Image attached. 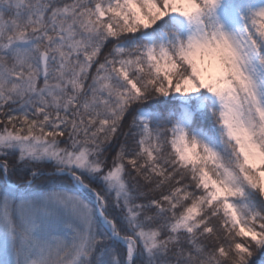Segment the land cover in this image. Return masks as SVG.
Returning a JSON list of instances; mask_svg holds the SVG:
<instances>
[{
	"label": "snow or ice",
	"instance_id": "snow-or-ice-1",
	"mask_svg": "<svg viewBox=\"0 0 264 264\" xmlns=\"http://www.w3.org/2000/svg\"><path fill=\"white\" fill-rule=\"evenodd\" d=\"M0 177V264H264V0H0Z\"/></svg>",
	"mask_w": 264,
	"mask_h": 264
},
{
	"label": "trees",
	"instance_id": "trees-1",
	"mask_svg": "<svg viewBox=\"0 0 264 264\" xmlns=\"http://www.w3.org/2000/svg\"><path fill=\"white\" fill-rule=\"evenodd\" d=\"M45 172H49L51 171L50 167H45ZM13 181H17V177L13 176L12 177ZM3 177H0V183H2ZM36 190H41V191H48V190H61V188H63V190L65 191H71V189L73 188L72 183L70 182V180H63V181H58L53 185H47L45 184L43 181H38L36 184Z\"/></svg>",
	"mask_w": 264,
	"mask_h": 264
}]
</instances>
